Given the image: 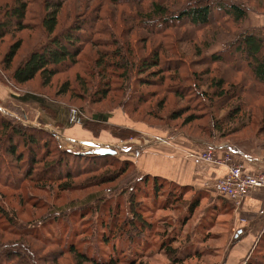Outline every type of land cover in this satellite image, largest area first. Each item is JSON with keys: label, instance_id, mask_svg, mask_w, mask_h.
Returning <instances> with one entry per match:
<instances>
[{"label": "rangeland", "instance_id": "obj_1", "mask_svg": "<svg viewBox=\"0 0 264 264\" xmlns=\"http://www.w3.org/2000/svg\"><path fill=\"white\" fill-rule=\"evenodd\" d=\"M14 2L15 0H0V22L4 21V10L6 11L9 5L13 6ZM195 2H208L213 10L218 6L234 4L245 9L247 16L239 22H233L220 11H213V18H211L212 20L208 25L194 29V27L181 24L169 32V38H161L150 35L143 29L133 27L123 11H117L111 5H104L101 0H64L58 16L59 25L53 35L59 34L76 20L86 21L88 18L89 20H96L97 18V20L102 21L101 24H105L107 27L110 26V29H113L121 39L125 48L130 49V53L127 49L126 51L129 60L134 63H138L144 57L149 58L156 52H160V50L165 51L163 46L169 48L167 43H170L171 51L165 52L166 58L169 57L171 60L183 59L184 68H186L183 70L187 74L180 73L183 76L191 73L193 79H196L195 76H199L202 80L199 81L201 91L210 94L214 92L209 82L211 78L214 80L222 79L224 82L223 88L227 91L237 88L242 95V91H246L242 101L232 98L228 105L227 100L223 101L224 104H221L222 102L219 103L217 98L212 97L218 108L215 119L224 116L227 110L230 109V105H234L240 100L241 107L237 118L234 121L222 123V133L219 131L218 133H212V129L208 130V119L201 110L196 112L195 120L186 124V118L195 113L192 108L189 109L186 101L176 94L181 92L182 88V85H179V88L175 89L176 83L170 84L169 81H166L164 85L155 82L148 85L136 84V92L140 91L147 95L144 105L137 107V109H133L127 104L129 92L125 93L119 87L111 90L105 99L100 98L96 93V89L98 85L102 86L104 78L100 73L91 76L86 69L90 66V68L99 70L97 66H94V62L100 54L104 55L103 52L109 45L101 47L95 45L85 46L80 54V63L75 67L69 66L60 69V72L47 85L43 83L40 76H36L33 80L24 84H16L10 78L11 73L42 43L40 42L42 40L39 35L40 31L29 24L22 31L13 29L0 38V92L4 97L0 99V114L13 118L24 125L52 131L58 137V144L61 148L79 153L96 152V149L67 141L59 132L61 130L56 128V125L57 123H74L75 120L78 123L79 117L86 119L92 114H105L109 118V124L128 129H135L136 125L144 126L153 131L150 138L162 136L168 139L173 137L177 130L184 131L188 135L195 136V142L200 140L204 144L203 147H205L203 150L219 151L218 144L225 139L240 140L254 135L263 138L264 97L258 93V86L250 79L246 62L243 63L240 60L243 57L237 55L234 57L235 59L232 58L231 60L235 61L236 65L231 68L225 63L210 61V56L221 51H228L238 38L245 33L253 32L264 37V0H160L161 4H165L171 12L176 13L185 8H190ZM30 8L35 9L36 12L39 11V5H31ZM36 12H30L29 15L34 14L36 16ZM32 24L34 23L32 22ZM18 40L21 45L12 58L11 69L6 71L7 53ZM222 55L225 58L228 57V53ZM241 64L243 68H241ZM66 83L67 86L64 89ZM130 83L132 84V82ZM169 87H173V89L170 90ZM63 89L65 92H62ZM27 95L37 96L43 101L42 103L31 101L25 98ZM219 107H222V109ZM173 114H176V119L171 118ZM24 115L27 118H23ZM119 117L125 118L128 121V126L114 123L118 121ZM247 117L250 118V122L246 127L243 126L241 121ZM215 131L213 130V132ZM185 136L186 139L191 138ZM6 137V133L2 135L0 133L1 141L5 142ZM131 137L125 140H129ZM208 139L214 142H209ZM190 141L192 140L190 139ZM162 145L170 146L171 142ZM117 148L120 149V145ZM224 154L219 153V156ZM115 156L120 159L118 154ZM90 163L92 161L75 164V166L74 162H69V171L72 173L76 170L79 171L71 176L73 177L70 179L73 187L68 190H65L61 185L63 182H69L64 178H52L49 181L26 179L18 187L11 189L0 185V194L3 195L7 208L15 211L24 223H34L37 227H40L43 218L51 217V219L46 220L43 225L45 227L41 228L42 231L40 232L44 237L45 235L50 236L48 232H52L51 244L42 246L43 244L33 239L23 238L31 244L38 264H99L82 263L79 259L74 258L73 254L67 253V247L72 242L76 244L78 250L91 243L93 245L92 255L101 258V261L108 259L109 255L113 257V253H120L119 256H115L118 259L116 264H129L128 259H132L131 255L133 253H127L129 250L127 243H121L118 239L110 238L111 244L106 245L103 239L107 234L104 233V225L111 220L117 222L125 218H131L128 200L131 191L134 194V199L143 204L140 216L146 224L150 225L151 231L149 237H146L147 240H145L146 247L142 249L140 245V248H137V252L141 251V254L137 258L135 256L133 264H221L226 256V264H244L245 250L250 249L253 242L249 246L242 247L241 256L237 254L230 259L234 247L238 248L248 242V240H245V243L238 240L232 245L234 238H231L229 232L230 215L226 213L217 215L214 222L208 224L205 238L203 233H192L193 227L200 222V218L206 213V209L211 207L215 201H223L212 190H207L205 192L206 196L200 198L197 208L187 221L188 224L186 223L185 229L183 228L179 238L180 242L173 244L174 247L181 246L187 241L189 243L198 242L203 250L202 253L200 255L194 253L186 256V259L181 262L171 263L162 247L159 248L161 242L159 235L163 231V226L168 225L171 221L175 222L180 215L188 214L187 205L195 194L194 191L189 190L181 194L180 199L173 207L165 208L162 206V202L168 192L173 191L168 190L170 186H164L166 190L160 195H156V197L153 196L151 190L147 194L143 193L141 195L139 192L136 193V190H138V186L143 187L144 182L137 187L135 186L139 184V180L136 179H139L143 174H140L136 168H130L126 174L113 180L115 174L112 175V173H115L117 167L102 165L89 168L90 165L87 164ZM53 169L54 171H51L52 175H57L58 172L62 173L64 170L61 167ZM146 181V184H148L150 180ZM132 186L133 188H131ZM100 199L105 201L107 205L104 206L108 210L111 208L114 212H109L105 210L106 208L104 211L103 205H97V201ZM50 214L51 216H49ZM114 214L116 220L113 219ZM210 214L212 213H209L205 222L211 220ZM82 219L86 221L83 222ZM88 234L91 235L86 242L83 238H86ZM56 237H60L58 240L60 242L62 240V243L58 242L55 239ZM0 240H20V237L3 232L2 227H0ZM112 246H115L116 250H113ZM120 250L123 251L120 252ZM85 251L91 257L89 249ZM23 252L25 253L24 250ZM39 256L45 258H43V262L39 259ZM56 259L58 260L53 263Z\"/></svg>", "mask_w": 264, "mask_h": 264}, {"label": "trees", "instance_id": "obj_2", "mask_svg": "<svg viewBox=\"0 0 264 264\" xmlns=\"http://www.w3.org/2000/svg\"><path fill=\"white\" fill-rule=\"evenodd\" d=\"M101 1L104 5H111L117 11H123L133 27L143 29L150 35L161 38H169V32L181 24L194 27V29L208 25L212 20L211 18H213V11H220L227 19H231L233 22H239L247 16L245 9L234 4L229 6H218L213 10L208 2H195L190 8H185L176 13L171 12L165 4H161L160 0ZM63 2L64 0H15L13 6L9 5L6 11L4 10V21L0 22V38L4 37L5 34H8L13 29L19 31L24 30L28 27L27 24L36 28V30L38 29L40 31V38H42V40H40L42 43L11 73L10 78L16 84H24L33 80L36 76H40L41 79H43V83L47 85L51 82L52 78L60 72V69L69 66L75 67L80 63V54L85 46L95 45L101 47L109 45L108 48H105L106 50L103 52L104 55L100 54L94 62V66H97L99 70L97 71L90 68V66L86 69L87 72H90L89 75L93 76L94 74L100 73L104 78L102 86L100 87V85H98L96 89V93L100 98L102 97V99H105L111 90L119 87L120 90L125 91V93L129 92L126 101L127 104L133 109H137V107L144 105L147 95L140 91L136 92V84L148 85L155 82L164 85L166 81H169L170 84L176 83L175 89H178L179 85H182L181 92H177L176 94L183 98L189 109L192 108V111L195 113L186 118V124L195 120L196 112L201 110L208 119V130L210 131L212 129V133H218V131L222 133V123H228L237 118L241 107L240 100L242 101V97L246 91H242L243 95L238 92L237 88H232V90L227 91L223 88L224 82L222 79L214 80L212 78L209 82L214 92L210 94L206 91H201L199 81L201 82L202 80L199 76H195L196 79H193V74L191 73L186 76L180 73H186V71L183 70L186 69L184 68L183 59L171 60L169 57L166 58L165 52L171 51L170 43H167L169 48L163 46L165 51L160 50V52H156L153 56L149 58L144 57L140 59L138 63H134L129 60L127 54V51L130 53V49L125 48L121 39L116 35L113 29H110V26L107 27L105 24H101L102 21H99V19L97 20V18L96 20H89L88 18L86 21L76 20L69 27L59 32V34L53 35L59 25L58 16ZM31 5H39V11L37 10L36 12L35 9L30 8ZM30 12H36V16H34V14L29 15ZM32 22L34 24H32ZM20 45L21 42L18 40L8 51L5 61L6 71L11 69L10 64L12 58L19 50ZM225 53H228V57L226 58L222 55ZM237 55L243 57L240 60H242L243 63L246 62V68L250 72V79L258 86V93L264 97V37L253 32L248 34L245 33L238 38L228 51L212 54L210 56V61L225 63L231 68H234L236 63L231 59ZM242 66L241 64V68H243ZM130 82H132V84ZM66 86L67 83L64 85V89ZM171 88L173 89V87H169L170 90ZM64 89L62 92H65ZM213 96L218 99L219 103L222 102L221 104H224L223 101L227 100V105L230 104L232 98L240 100H238V103L230 105V109L227 110L224 116L215 119L218 108L213 102ZM25 98L39 103L43 101V99L32 95H27ZM220 109H222V107ZM171 118L176 119V114H173ZM249 122V117L241 121L243 126L246 127L249 125ZM78 123H80L84 129L91 132L95 138L99 137L100 132L103 130L108 131L113 138L117 139H126L131 136L136 137L139 135L138 130L109 124L108 116L105 114H92L86 119L79 117ZM213 130L216 131L213 132ZM0 133L1 135L7 134L5 142L0 139V185L10 189L18 187L21 182L26 179L49 181L52 180V178H64L69 182H63L61 185L65 190H68L73 187L70 180L73 177L71 176L79 171L76 170L72 173L68 170L70 161L74 162V165L92 161V163L87 164L90 165L89 168L100 167L102 165L113 168L117 167V169L115 168V173H112V175L115 174L113 180L126 174L130 168H135V164L132 160L119 159L115 155H102L97 152L79 153L63 149L58 144L59 141L56 134L49 130L24 125L13 118L5 117L1 114ZM176 134L183 136L187 135L191 137L190 139H195V136L188 135L184 131L177 130L174 135ZM209 142L214 141L209 140ZM55 167L58 169L61 167L64 170L62 173L58 172L57 175H52L51 171H54L53 168ZM46 174L48 175L46 176ZM136 180H139V184L135 187L144 182L143 187L138 186V190H136V193L139 192L141 195H143V193L147 194V192L151 190L153 196L156 197V195H160L166 190L164 186H170L168 190L173 191L168 192L162 202V206L165 208L173 207L178 199H180L181 194L189 190L193 191L192 186L179 184L158 175L143 174V176ZM146 180H150L148 184H146ZM131 188H133V186ZM205 192H207V189L194 190L195 194L193 197L195 198L193 199L192 197L187 205L188 214L178 216L175 222L171 221L168 225L163 226V231L160 235L158 234L161 241L159 248L162 247L163 252L169 257L171 263L181 262L186 259V256L194 253L200 255L203 251L198 242L189 243L187 241L181 246L174 247L173 244L180 242L179 238L183 228L185 229L188 224L187 221L191 218L192 212L197 208L200 198L206 196ZM219 197H221L223 201H215L211 207L206 209V213L201 216L200 222L193 227L192 233H203L205 238L207 236L208 224L213 223L217 215L232 210L233 202L222 196ZM128 200L131 218H125L117 222L111 220L104 225L105 232L104 230L103 232L107 234H105L103 240L106 242V245L111 244L110 238L118 239L121 243H127L128 246H126L129 249L127 253H133L131 255L132 259H128L129 264H133L135 256L137 258L141 254V251L137 252V248H140V245L142 249L146 247L147 243L145 240H147L146 237H149L151 231L149 228L150 225L146 224L140 216L143 204L137 199H134L132 191L128 195ZM100 204L103 205L104 210L106 208V206H104L106 204L105 201L100 199L97 201V205ZM105 210H108V208ZM108 211L114 212L111 208ZM209 213H212L210 214L211 220L205 222ZM49 216H51V214ZM47 219L49 220L51 217L43 218L40 227H37L34 223H24L15 211L7 208L4 197L0 194V227H2L3 232L20 237V240H0V264H38L37 257L34 255L31 244L23 240V238L33 239L43 244L42 246L51 244L52 241L50 237H52V232H48L50 236L45 235V237L40 233L45 227L43 225ZM113 219L116 220V216ZM84 220L85 219H82L83 222ZM91 234H88L83 240L85 239L87 242ZM59 238L60 237H56L55 239L58 240ZM238 240V238H234L232 245ZM58 242L60 241L58 240ZM60 243H62V240ZM92 247L93 245L88 243L85 248L83 247L81 250H78L76 244L72 242L70 246L67 247V253L73 254V257L79 259L82 263H117L118 259L115 256H119L120 253H113V251V257L109 255L108 259L101 261V258H96L92 255ZM114 247L115 246H112L111 248L116 250V247ZM20 249L22 252L24 250L25 253H22ZM86 249H89V252H91V257L89 253L85 251ZM122 251L123 250H120V252ZM43 258V256H39L42 262L45 259ZM226 259L227 256L221 264H226ZM57 260L58 259L54 260L53 263ZM243 262L244 264H264V229H260L258 237L253 242L252 247L245 252Z\"/></svg>", "mask_w": 264, "mask_h": 264}, {"label": "crops", "instance_id": "obj_3", "mask_svg": "<svg viewBox=\"0 0 264 264\" xmlns=\"http://www.w3.org/2000/svg\"><path fill=\"white\" fill-rule=\"evenodd\" d=\"M3 98L0 92V99ZM127 122L125 118L119 117L118 121L114 123L128 126ZM56 128L61 130L59 131L61 135L71 143L87 145L88 148L93 147L94 149L100 146H114L118 156L121 159L132 160L140 174L158 175L179 184L192 186L193 191L205 189L206 184H211L219 179L227 170L226 166L187 157V153H197L205 147L200 140L195 142L194 139H191L192 141H190L183 135H174L168 138L171 145L166 146L155 143L150 138L153 131L139 125L134 128L139 131L140 135L131 137L129 140L113 138L105 130L95 138L81 124L76 123V120L74 123H57ZM121 141H125L124 144L120 145ZM119 145L120 149L117 148ZM218 146V154L228 153L233 160L242 161L246 172L255 173L264 168V137L254 135L240 140L225 139ZM226 214L231 216L229 220L231 238H238L240 242L244 243L245 240H248L242 246L232 249L231 259L237 254L241 256L240 252L244 246L251 245L260 229L264 228V187L252 190L244 197L238 208H235L233 204L232 210ZM240 218H244L245 221L241 222Z\"/></svg>", "mask_w": 264, "mask_h": 264}, {"label": "built area", "instance_id": "obj_4", "mask_svg": "<svg viewBox=\"0 0 264 264\" xmlns=\"http://www.w3.org/2000/svg\"><path fill=\"white\" fill-rule=\"evenodd\" d=\"M23 118H26L24 115ZM155 143L166 144L167 138L154 136L151 138ZM125 141H121L124 144ZM187 157L198 159L214 165L220 164L226 166L225 174L211 184H206L205 189L212 190L215 194L222 196L233 202L234 207L241 205L245 196L254 189L264 187V168L255 173H249L244 170V163L240 160H233L231 155L225 153L219 156L215 150H202L199 152H189ZM244 222V218H240Z\"/></svg>", "mask_w": 264, "mask_h": 264}, {"label": "water", "instance_id": "obj_5", "mask_svg": "<svg viewBox=\"0 0 264 264\" xmlns=\"http://www.w3.org/2000/svg\"><path fill=\"white\" fill-rule=\"evenodd\" d=\"M52 133H54V132H52ZM96 152L98 154H102V155H105V154L115 155L116 154L115 148H113V147H105V146H100Z\"/></svg>", "mask_w": 264, "mask_h": 264}]
</instances>
